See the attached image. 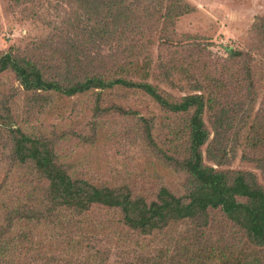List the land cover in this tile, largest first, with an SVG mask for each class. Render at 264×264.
<instances>
[{"label": "rangeland", "instance_id": "374dc122", "mask_svg": "<svg viewBox=\"0 0 264 264\" xmlns=\"http://www.w3.org/2000/svg\"><path fill=\"white\" fill-rule=\"evenodd\" d=\"M186 1L195 9L177 19L172 38L187 46L179 48V56L176 48L163 44L166 41H159L157 35L152 45L153 63L161 59L167 63L193 62L196 76L213 75L222 80L224 89L218 93L216 107L207 108L204 114L209 132L202 146L204 162L230 173L250 171L264 186V60L254 64L252 78L258 92L253 96L242 85L249 58L231 60L225 51L231 46L255 54L259 35L254 24L264 15V0ZM54 5L52 0L20 4L0 0V56L12 51L36 62L46 76L54 78H59L66 66L72 68L76 78L87 72L112 70L115 61L108 59L104 64L103 59L115 54L118 44L110 49L107 45L100 47L86 42V36H74L73 43L66 25L65 29L56 28L61 27L62 19L72 16L73 10L64 7L58 20L51 8ZM82 40L84 44H75ZM78 55L82 56L81 63ZM160 72L145 80L164 95L180 98L188 92L186 75L174 73L170 83L163 74L157 76ZM0 112L9 122L0 124V199L10 204L21 201L28 206L39 205L47 183L34 168L16 164L9 157V126L50 143L58 164L75 179L127 190L148 201L155 199L162 187L178 196L188 191L187 174L176 161L186 156L189 115L169 112L142 90L92 89L74 96L36 94L26 91L15 73L7 70L0 73ZM61 218H43L64 223L37 228L34 240L44 245L40 254L78 258L86 254L87 245L104 250L111 247L105 264H135L141 255L159 258L180 254L178 258L184 260L191 252L200 254L201 248L221 247L234 261L245 255L247 264H255L250 257L256 254L264 262V250L247 245L243 233L219 210L209 211L206 228L185 221L148 236L123 226L118 209L95 206L80 216L65 212ZM6 219L4 214L2 220ZM68 220L81 224L69 226ZM183 246L187 251L180 250Z\"/></svg>", "mask_w": 264, "mask_h": 264}, {"label": "trees", "instance_id": "16d2710c", "mask_svg": "<svg viewBox=\"0 0 264 264\" xmlns=\"http://www.w3.org/2000/svg\"><path fill=\"white\" fill-rule=\"evenodd\" d=\"M14 1L20 4L38 0ZM52 1L55 5L51 8L55 10L58 20L62 18L60 14L64 7L73 10L72 16L61 20V27L56 25L57 30L67 26V36L73 43L74 36H86V42L100 47L107 45L110 49L112 45L118 44L115 54H109L103 59L104 64L108 59L114 60V68L105 72H87L84 77L76 78L72 68L66 66L64 71L61 70L58 74L59 78H54L46 76L36 62L17 56L11 51L0 56V73L13 71L23 88L36 94L59 92L74 96L92 89L142 90L169 112L189 115L186 126V156L182 161H176V165L187 174L188 191L185 195L178 196L167 187H162L157 197L148 201L144 197L133 196L127 190L99 187L86 180L75 179L58 164L50 143L43 138L32 137L20 128L9 126V157L16 164L34 168L47 185L39 205L28 206L26 202L21 201L10 204L0 199V264H93L96 259L95 264H105L109 259L108 252L112 250L111 247L104 250L87 245L86 254L78 258H75V255L67 258L57 257L56 254H40L44 245L41 241L34 240L36 230L40 226L64 223V220L43 218L59 219L65 212L80 216L95 206L118 209L122 215V225L145 236L185 221L198 222L199 229L206 228L209 225V211L219 210L243 233L247 245L264 250V186L250 171L239 170L230 173L204 162L202 146L209 137L204 114L207 108L216 107L218 93L224 89L222 80L214 79L213 75L208 78L196 76L192 69L193 62L167 63L161 59L156 64L153 63L152 45L155 44L154 38L157 35L159 41H166L163 44L176 48V54H182L179 48L182 50L187 45L179 44L172 36L176 34L177 19L193 12L194 6L186 0ZM53 22L55 23V20ZM48 25H51V22ZM254 28L259 35L258 50L255 54L251 55L231 46L225 47L231 60H240L245 56L249 58L242 85L247 94L253 96L258 92L256 82L252 78L254 64L264 60V15L257 18ZM83 42L85 41L75 44H84ZM172 54L174 53L170 55ZM81 57L77 56L78 63H81ZM67 63H70L69 59ZM159 70L163 72L157 76L161 77L163 74L170 83H173L174 73L186 75L189 80L188 92L180 98L164 95L156 85L145 80ZM141 72L143 74L140 75ZM138 77L143 80H134ZM0 124L9 125L1 112ZM4 214L6 220H2ZM68 222L69 226L81 224L72 220ZM187 249V246H183L180 250ZM227 252L221 247H206L201 248L200 254L191 252L184 260L178 258L180 254L162 255L159 258L141 255L135 264H247L249 261L245 255L234 261ZM251 256L250 259H254L255 264H264L261 256Z\"/></svg>", "mask_w": 264, "mask_h": 264}]
</instances>
